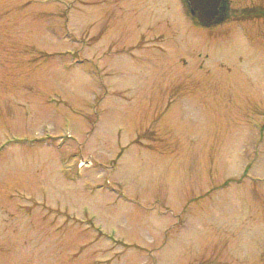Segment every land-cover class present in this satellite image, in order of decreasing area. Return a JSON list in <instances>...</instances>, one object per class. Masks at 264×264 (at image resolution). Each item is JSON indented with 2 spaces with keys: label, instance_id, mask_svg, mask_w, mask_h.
<instances>
[{
  "label": "rangeland",
  "instance_id": "1",
  "mask_svg": "<svg viewBox=\"0 0 264 264\" xmlns=\"http://www.w3.org/2000/svg\"><path fill=\"white\" fill-rule=\"evenodd\" d=\"M0 264H264V0H0Z\"/></svg>",
  "mask_w": 264,
  "mask_h": 264
},
{
  "label": "water",
  "instance_id": "2",
  "mask_svg": "<svg viewBox=\"0 0 264 264\" xmlns=\"http://www.w3.org/2000/svg\"><path fill=\"white\" fill-rule=\"evenodd\" d=\"M190 12L202 24L218 21L224 14L226 0H187Z\"/></svg>",
  "mask_w": 264,
  "mask_h": 264
},
{
  "label": "flooded vegetation",
  "instance_id": "3",
  "mask_svg": "<svg viewBox=\"0 0 264 264\" xmlns=\"http://www.w3.org/2000/svg\"><path fill=\"white\" fill-rule=\"evenodd\" d=\"M230 2V0H228ZM225 18L227 17V14L224 16Z\"/></svg>",
  "mask_w": 264,
  "mask_h": 264
},
{
  "label": "trees",
  "instance_id": "4",
  "mask_svg": "<svg viewBox=\"0 0 264 264\" xmlns=\"http://www.w3.org/2000/svg\"><path fill=\"white\" fill-rule=\"evenodd\" d=\"M185 1V0H184ZM186 2V1H185Z\"/></svg>",
  "mask_w": 264,
  "mask_h": 264
}]
</instances>
